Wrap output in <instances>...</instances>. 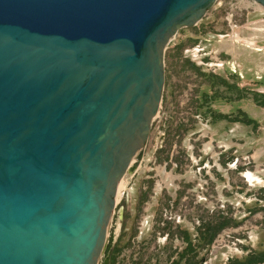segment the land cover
Returning a JSON list of instances; mask_svg holds the SVG:
<instances>
[{
  "label": "water",
  "instance_id": "1",
  "mask_svg": "<svg viewBox=\"0 0 264 264\" xmlns=\"http://www.w3.org/2000/svg\"><path fill=\"white\" fill-rule=\"evenodd\" d=\"M217 1L0 0V264H111L169 43Z\"/></svg>",
  "mask_w": 264,
  "mask_h": 264
},
{
  "label": "rangeland",
  "instance_id": "2",
  "mask_svg": "<svg viewBox=\"0 0 264 264\" xmlns=\"http://www.w3.org/2000/svg\"><path fill=\"white\" fill-rule=\"evenodd\" d=\"M197 36L211 39L219 84L193 77L178 102H162L143 159L116 200L102 257L113 249V264H241L264 256V8L218 0L195 27L181 28L166 55ZM219 222L227 227L212 242L201 237L203 225Z\"/></svg>",
  "mask_w": 264,
  "mask_h": 264
},
{
  "label": "flooded vegetation",
  "instance_id": "3",
  "mask_svg": "<svg viewBox=\"0 0 264 264\" xmlns=\"http://www.w3.org/2000/svg\"><path fill=\"white\" fill-rule=\"evenodd\" d=\"M210 40V38H204L203 43L202 39H200L198 36L193 38L187 37L182 40L185 46L182 43L181 46H178V44H176V47L168 51L167 55L165 53V90L164 94L162 95L161 101L163 102V104L166 102L167 107H169L170 104L174 105L175 102H178L179 99L182 98L183 93L189 90L188 85L193 77H199L200 82H202L201 85H205V87L211 88V83H213V81L219 84L218 71H215V68L213 67V65L216 64L213 59H216V57L212 55V50L210 48V45H212V43H210ZM196 57H201L202 61L198 66H194L195 64L193 63L194 61H196ZM202 94H204V97H207L208 92L204 91L202 92ZM216 96L217 95H214V97ZM203 98L198 97L197 94L198 100L202 101ZM210 111V113H212L211 107ZM213 113L217 114L214 111ZM198 118H201L200 114L197 116V119ZM111 264H113L112 255Z\"/></svg>",
  "mask_w": 264,
  "mask_h": 264
},
{
  "label": "trees",
  "instance_id": "4",
  "mask_svg": "<svg viewBox=\"0 0 264 264\" xmlns=\"http://www.w3.org/2000/svg\"><path fill=\"white\" fill-rule=\"evenodd\" d=\"M203 227H204L206 233L203 230H201V234H200L201 237L203 238V236H204V238H206V239L209 238L210 242H212L213 239L215 238V236H217V233H219L223 228L225 229V227H227V226H225V224L223 222H219L218 227H216V228H214L213 226H211L209 224L203 225ZM263 257H264L263 255H260L259 259L256 260V257H253V255H251L250 257H248L249 259L246 260V262H243L241 264H257V263L259 264L260 261L263 260Z\"/></svg>",
  "mask_w": 264,
  "mask_h": 264
},
{
  "label": "bare ground",
  "instance_id": "5",
  "mask_svg": "<svg viewBox=\"0 0 264 264\" xmlns=\"http://www.w3.org/2000/svg\"><path fill=\"white\" fill-rule=\"evenodd\" d=\"M161 108V107H160ZM125 180V182H126V178L124 179ZM124 180H121V182H120V184H119V193L117 194V198H116V200L118 199V195L119 194H121V187H122V185H123V182H124ZM121 196V195H120Z\"/></svg>",
  "mask_w": 264,
  "mask_h": 264
}]
</instances>
